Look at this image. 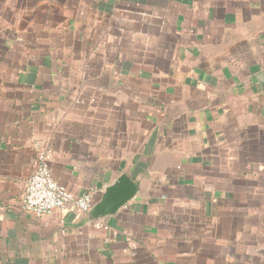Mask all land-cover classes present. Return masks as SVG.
I'll return each instance as SVG.
<instances>
[{"label": "crops", "instance_id": "obj_1", "mask_svg": "<svg viewBox=\"0 0 264 264\" xmlns=\"http://www.w3.org/2000/svg\"><path fill=\"white\" fill-rule=\"evenodd\" d=\"M263 70L264 0H0V264H264ZM38 148L139 194L35 218Z\"/></svg>", "mask_w": 264, "mask_h": 264}, {"label": "built area", "instance_id": "obj_2", "mask_svg": "<svg viewBox=\"0 0 264 264\" xmlns=\"http://www.w3.org/2000/svg\"><path fill=\"white\" fill-rule=\"evenodd\" d=\"M49 160V153L38 148L33 161L32 174L24 186L21 209L35 218L69 209L86 215L95 202V193L88 191L80 196L70 194L65 187L53 179ZM95 227L100 229L103 225L96 222Z\"/></svg>", "mask_w": 264, "mask_h": 264}, {"label": "water", "instance_id": "obj_3", "mask_svg": "<svg viewBox=\"0 0 264 264\" xmlns=\"http://www.w3.org/2000/svg\"><path fill=\"white\" fill-rule=\"evenodd\" d=\"M258 79L264 81V70ZM139 194L138 187L124 173L119 174L111 183L105 184L99 199L87 211L91 221H103L116 216Z\"/></svg>", "mask_w": 264, "mask_h": 264}]
</instances>
